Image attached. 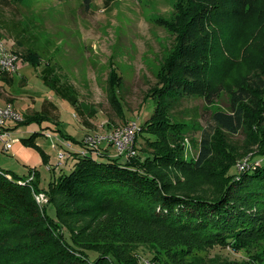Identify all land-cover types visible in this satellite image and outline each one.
Segmentation results:
<instances>
[{"label":"rangeland","instance_id":"obj_1","mask_svg":"<svg viewBox=\"0 0 264 264\" xmlns=\"http://www.w3.org/2000/svg\"><path fill=\"white\" fill-rule=\"evenodd\" d=\"M191 1L0 0V38L21 59L16 72L0 77V105L11 104L26 122L45 102L49 115L40 126L18 123L11 131L18 139L32 131L42 133L27 149L37 164H26L14 153L19 143L7 151L0 142V169L30 178L19 180L24 184L35 178L44 189L58 175L71 172L74 158L84 152L85 137L96 141L132 122L138 127L122 155L109 143L98 147L122 160L155 157L160 148L167 163L155 159L152 169L179 194L213 197L226 176L252 167L264 149V0H246L247 10L233 20L208 18L212 14L204 8L213 9L207 1L215 0H194L200 9ZM186 24L189 41H181L176 51L177 28ZM44 74L75 101L50 90L41 79ZM166 80L174 82L179 98L167 107L168 125L153 120L148 128L157 134H151L140 127L154 111L148 95L155 90L159 94ZM183 80L192 87L181 86ZM233 98L243 108L244 123L236 134L211 121L215 111L231 112ZM202 131L211 132L212 151L197 165ZM90 154L107 160L103 153ZM102 198L84 201L86 209L78 198L65 199L62 208L70 211L66 220L76 223L57 226L66 238L75 236L78 245L90 249L91 256L102 253L109 264L110 257L115 264H264L263 237L242 238L243 247L237 250L202 243L141 217L120 197L109 202ZM34 199L54 216L56 207L45 193L35 192ZM24 243H29L28 228L10 230L0 242V256ZM34 258L20 256L7 264H35L39 258Z\"/></svg>","mask_w":264,"mask_h":264},{"label":"trees","instance_id":"obj_2","mask_svg":"<svg viewBox=\"0 0 264 264\" xmlns=\"http://www.w3.org/2000/svg\"><path fill=\"white\" fill-rule=\"evenodd\" d=\"M216 1H207L212 2L214 6L213 9H209V5L204 8V12L208 10L212 14L208 18L237 19L249 6L246 0H220L219 4L215 5ZM191 2L193 3L194 0ZM193 4L199 8L198 4ZM196 12L198 10L194 9L193 13ZM177 20L178 24L182 23L180 18ZM179 26L177 30H179L180 39L177 42L176 51H179L182 46V44L178 46L181 41H189L187 38L189 26L187 24L181 28ZM46 74L42 75L41 79L50 90L64 100L75 101L67 91L56 86L54 80L48 81ZM183 81L184 84L181 86H185L187 90L192 87L190 85L192 82ZM180 82L181 80L176 81L177 86ZM155 93L156 90L148 95L154 102V111L149 119L140 126H146V131L151 134H157L148 128L153 120L155 123L160 121L163 125H168L167 121L170 115L167 113V107L169 105L171 107L172 101H177L179 98L174 82L168 84L167 80L163 88H160L159 94L156 93L154 96ZM156 97L161 98L158 103H156ZM164 98L167 100V106L164 104ZM262 102L264 104V100ZM232 103L236 105L231 109V112L215 111L211 115V121L218 129L236 134L244 123L243 108L237 105L238 102H234V98ZM44 104L45 102L41 107V112L27 115L26 122L22 121L19 124L24 126L34 122L40 126L42 121L49 120ZM172 125L175 124L172 123ZM41 134L40 131H32L28 138H20L19 141L24 147H34V140ZM211 137V132L202 131L197 165L206 162L210 156ZM158 152L159 154L155 157H145L144 159L137 156L130 160H122L120 157L109 158V156L106 157L107 160L99 161L93 159L91 152L85 155L79 154L74 158L75 162L71 172L58 175L57 179L49 182V185L44 189L39 188L35 178L34 181H30V184H22L19 180L25 181L24 178L0 169V242L10 230H14L18 226L28 228L29 237V243L22 244L18 249L10 248V250L4 251L0 256V264L17 262L20 256L22 259L32 260L35 259L34 257H38L39 261L35 264H109L107 259L103 258L102 253L94 257L91 256L90 249H83L78 245L75 236L66 238L62 230L59 233L57 226L59 223L63 227L65 225L67 228H71L67 221L71 223L72 220H66V215L70 211H65L62 208L65 199L75 200L78 198L80 199L79 203L81 202L80 205L86 209L83 206L87 204L84 202L86 200L89 202L92 198L103 197L102 199H105L103 202H109L117 196L122 198L124 203L137 209L138 215L147 217L146 219L154 224L171 231H177L179 234L193 236L194 240L202 243L221 244L236 250L243 247L240 244L242 238L253 236L264 238V149L259 151L258 155L256 154L259 156L260 162L253 160L252 167L240 171L236 177L233 174L226 176L221 183V188L213 197L200 195V193L192 195L190 192L179 194L172 190L170 183H167L162 175L155 173L152 169L155 159L167 163V159L161 156L160 148ZM162 162L160 165L163 164ZM162 167L165 169L164 165ZM35 192H43L51 199L50 202L56 207L53 217L46 209L43 211L39 208L36 199H34ZM55 200H58L57 205ZM60 220H63L65 224ZM75 223L72 221V224ZM91 251L94 250L91 249ZM110 259L115 264L116 261L112 257ZM194 264L208 263L195 261Z\"/></svg>","mask_w":264,"mask_h":264},{"label":"built area","instance_id":"obj_3","mask_svg":"<svg viewBox=\"0 0 264 264\" xmlns=\"http://www.w3.org/2000/svg\"><path fill=\"white\" fill-rule=\"evenodd\" d=\"M20 60L21 59H19L18 54L9 49V47L6 46L5 42H3V40L0 38V77L2 75H11L16 72L19 69L18 64ZM22 121V115H20V113L17 112L11 104L4 103L3 105H0V142L1 144H3V150H11L15 142L19 140L16 137L12 138L11 131L14 125ZM137 127L138 124L132 122L121 131L115 130L108 136H106L105 134L98 136L96 141L93 140L91 136H87L84 138V144H86V146L84 147V152H82L80 155H85L90 152L99 155L102 150L98 146L102 142L111 144L115 147L116 152L119 155H122L123 152L127 151L129 146H131L133 141L132 138L134 132L137 130ZM63 156L65 157V155L60 154V157ZM116 156L117 155H114V157ZM19 182L22 183V181ZM40 198H42V196L37 198L38 202L40 201Z\"/></svg>","mask_w":264,"mask_h":264},{"label":"crops","instance_id":"obj_4","mask_svg":"<svg viewBox=\"0 0 264 264\" xmlns=\"http://www.w3.org/2000/svg\"><path fill=\"white\" fill-rule=\"evenodd\" d=\"M16 144L19 143L20 145H16L15 146V150L14 153H18L19 155H21V157H23V161L26 164H30V165H35L37 164L36 160H34L35 158L33 156H31L30 152L27 151V147H24L23 144L18 140L17 142H15ZM13 148V147H12ZM26 148V149H25ZM30 149V148H29ZM101 153H103L104 155L101 154V156H105V157H109V154L104 150ZM109 158H112L111 156Z\"/></svg>","mask_w":264,"mask_h":264}]
</instances>
